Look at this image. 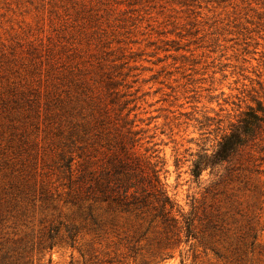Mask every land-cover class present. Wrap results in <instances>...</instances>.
Listing matches in <instances>:
<instances>
[{
    "label": "rangeland",
    "instance_id": "rangeland-1",
    "mask_svg": "<svg viewBox=\"0 0 264 264\" xmlns=\"http://www.w3.org/2000/svg\"><path fill=\"white\" fill-rule=\"evenodd\" d=\"M62 38L81 77L125 95L194 238L157 222L129 252L117 236L80 230L72 240L60 226L32 264H264V0H0L1 83L32 82L31 47L45 53ZM250 108L262 121L256 139L195 179L197 154L212 153ZM45 126L35 134L44 156ZM71 212L60 204L54 215L66 225Z\"/></svg>",
    "mask_w": 264,
    "mask_h": 264
},
{
    "label": "trees",
    "instance_id": "trees-1",
    "mask_svg": "<svg viewBox=\"0 0 264 264\" xmlns=\"http://www.w3.org/2000/svg\"><path fill=\"white\" fill-rule=\"evenodd\" d=\"M70 48L64 38L45 53L33 46L32 82L0 81V264H32L35 250H52L60 226L72 240L80 230L117 236L118 247L129 252L157 222L194 238L193 221L168 196L159 159L144 147L125 95L113 82L95 89L97 82L81 77ZM261 123L250 108L212 153L197 154L191 175L200 179L232 161L256 139ZM43 124L45 156L37 154L35 136ZM60 204L72 210L66 225L54 215ZM36 210L40 238L33 241Z\"/></svg>",
    "mask_w": 264,
    "mask_h": 264
}]
</instances>
